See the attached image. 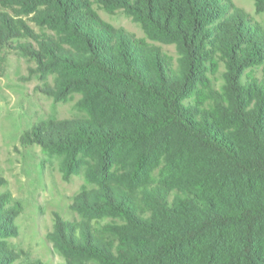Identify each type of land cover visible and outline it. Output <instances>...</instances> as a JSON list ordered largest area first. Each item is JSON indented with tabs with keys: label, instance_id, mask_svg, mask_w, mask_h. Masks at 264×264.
<instances>
[{
	"label": "trees",
	"instance_id": "16d2710c",
	"mask_svg": "<svg viewBox=\"0 0 264 264\" xmlns=\"http://www.w3.org/2000/svg\"><path fill=\"white\" fill-rule=\"evenodd\" d=\"M2 1L57 35L0 19V39L36 43L17 48L55 75L44 92L81 95L85 115L31 131L64 156L66 173L85 166L96 184L74 196L82 218L55 219L50 236L65 264H264V29L228 0ZM94 3L175 41L181 63L113 27ZM216 54L225 57L221 89L208 76ZM257 66L262 77H250ZM15 216L0 195V236L17 234ZM16 258L0 240V264Z\"/></svg>",
	"mask_w": 264,
	"mask_h": 264
},
{
	"label": "rangeland",
	"instance_id": "374dc122",
	"mask_svg": "<svg viewBox=\"0 0 264 264\" xmlns=\"http://www.w3.org/2000/svg\"><path fill=\"white\" fill-rule=\"evenodd\" d=\"M234 7L246 12L249 20L264 29V11L256 12L254 0H228ZM100 17L115 28H123L135 36L157 45L176 67L181 63L179 45L166 37L152 38L142 26L123 9L109 11L94 3ZM21 7L0 0V19L8 16L21 20L35 33L57 37L46 26L33 20V13L20 12ZM36 43L27 36L0 39V195L6 206L16 211L15 236H0V240L17 258L9 264H65V255L50 236L56 217L67 222L83 216L72 207L74 196L83 186L96 187L86 178V167L77 172H65L64 156L35 143L32 127L50 119H68L85 115L78 106L81 97L74 93L66 100L56 101L46 94L47 85H53L55 75H44L37 62L17 48L18 43ZM217 69L208 72L214 87L221 89L226 71L225 57L214 56ZM248 75L262 77V66L248 69ZM250 76V77H251ZM244 80L246 76L244 75ZM99 219V215H95ZM102 223L115 219L104 215ZM108 237H111L110 235Z\"/></svg>",
	"mask_w": 264,
	"mask_h": 264
}]
</instances>
